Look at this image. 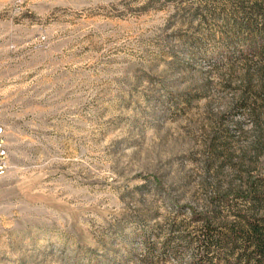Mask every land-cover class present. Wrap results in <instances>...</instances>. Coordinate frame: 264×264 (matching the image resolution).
<instances>
[{"label":"rangeland","instance_id":"rangeland-1","mask_svg":"<svg viewBox=\"0 0 264 264\" xmlns=\"http://www.w3.org/2000/svg\"><path fill=\"white\" fill-rule=\"evenodd\" d=\"M262 19L264 0H0V264H189L145 244L247 213L264 58L229 41Z\"/></svg>","mask_w":264,"mask_h":264},{"label":"trees","instance_id":"trees-1","mask_svg":"<svg viewBox=\"0 0 264 264\" xmlns=\"http://www.w3.org/2000/svg\"><path fill=\"white\" fill-rule=\"evenodd\" d=\"M230 45L239 57L264 58V19L260 23L246 22L233 25ZM239 197L247 202L250 210L235 215L234 221H217L213 212L193 214L196 224L192 237L182 238L180 246L166 241L158 249L146 243L144 261L179 260L185 251L191 252L189 264H264V216L256 213L257 206L264 204V195L249 184ZM227 197H221L225 201ZM179 244V243H178Z\"/></svg>","mask_w":264,"mask_h":264},{"label":"built area","instance_id":"built-area-1","mask_svg":"<svg viewBox=\"0 0 264 264\" xmlns=\"http://www.w3.org/2000/svg\"><path fill=\"white\" fill-rule=\"evenodd\" d=\"M1 91V85H0ZM4 108L3 101L0 94V177L4 176L8 169V148L5 136V122H4Z\"/></svg>","mask_w":264,"mask_h":264}]
</instances>
